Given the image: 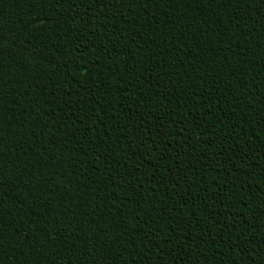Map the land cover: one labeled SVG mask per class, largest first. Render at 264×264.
Listing matches in <instances>:
<instances>
[{
	"label": "trees",
	"instance_id": "trees-1",
	"mask_svg": "<svg viewBox=\"0 0 264 264\" xmlns=\"http://www.w3.org/2000/svg\"><path fill=\"white\" fill-rule=\"evenodd\" d=\"M264 262V0H0V264Z\"/></svg>",
	"mask_w": 264,
	"mask_h": 264
},
{
	"label": "snow or ice",
	"instance_id": "snow-or-ice-1",
	"mask_svg": "<svg viewBox=\"0 0 264 264\" xmlns=\"http://www.w3.org/2000/svg\"><path fill=\"white\" fill-rule=\"evenodd\" d=\"M253 264H255V262H253ZM262 264H264V262H262Z\"/></svg>",
	"mask_w": 264,
	"mask_h": 264
}]
</instances>
